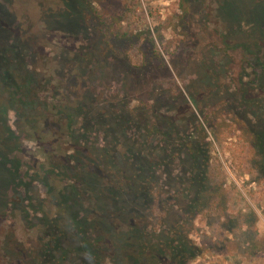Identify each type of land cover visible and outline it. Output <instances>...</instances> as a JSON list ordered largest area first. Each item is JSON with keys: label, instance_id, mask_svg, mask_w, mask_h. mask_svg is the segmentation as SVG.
Here are the masks:
<instances>
[{"label": "rangeland", "instance_id": "rangeland-1", "mask_svg": "<svg viewBox=\"0 0 264 264\" xmlns=\"http://www.w3.org/2000/svg\"><path fill=\"white\" fill-rule=\"evenodd\" d=\"M120 2L0 0V264H261L264 0Z\"/></svg>", "mask_w": 264, "mask_h": 264}, {"label": "trees", "instance_id": "trees-1", "mask_svg": "<svg viewBox=\"0 0 264 264\" xmlns=\"http://www.w3.org/2000/svg\"><path fill=\"white\" fill-rule=\"evenodd\" d=\"M91 1V0H88ZM97 1L101 9L103 8L111 18L120 20L122 19L120 15L116 16L119 7L121 6L120 0H93ZM93 11L95 8L92 6ZM2 55V54H1ZM4 58V56H3ZM243 132L250 136V144L254 148L256 157H259L260 160L257 161L260 168H264V135L260 132H253L250 127L247 125L241 126ZM207 201H202L201 205H205ZM195 206V204H194ZM200 210L196 208L191 213L188 214L187 219H184L182 222H178L176 225L169 230L167 236L164 239H161L159 242V249L157 248L156 252V264H188L191 260H193L201 251L202 249L189 238V233L192 231L193 219L197 215ZM253 213V212H252ZM255 216V215H254ZM112 218V217H111ZM230 225V224H229ZM233 226V225H232ZM232 226L228 228L229 233H232ZM251 228V232H243V235L236 234L235 239H223L219 240L214 243L215 248L219 251H230L232 248L237 249L238 246L247 244L250 240L249 238L254 237L255 228L254 224ZM231 231V232H230ZM171 233V234H170ZM233 234V233H232ZM234 235V234H233ZM240 235L242 236L241 238ZM245 235V236H244ZM142 241H140L141 243ZM150 249L149 243H147L144 247H148ZM143 249H139V253L137 254L138 258H142ZM125 249V247H123ZM153 250V248L151 247ZM260 250V249H259ZM123 254H125L123 252Z\"/></svg>", "mask_w": 264, "mask_h": 264}, {"label": "built area", "instance_id": "built-area-1", "mask_svg": "<svg viewBox=\"0 0 264 264\" xmlns=\"http://www.w3.org/2000/svg\"><path fill=\"white\" fill-rule=\"evenodd\" d=\"M261 264H264V255H263V257H262Z\"/></svg>", "mask_w": 264, "mask_h": 264}]
</instances>
